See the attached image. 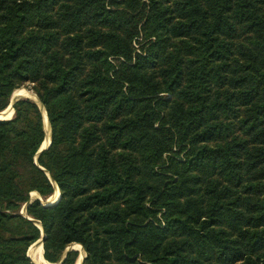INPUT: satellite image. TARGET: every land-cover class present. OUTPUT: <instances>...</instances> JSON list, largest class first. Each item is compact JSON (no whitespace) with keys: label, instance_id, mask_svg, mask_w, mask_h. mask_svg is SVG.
<instances>
[{"label":"trees","instance_id":"trees-1","mask_svg":"<svg viewBox=\"0 0 264 264\" xmlns=\"http://www.w3.org/2000/svg\"><path fill=\"white\" fill-rule=\"evenodd\" d=\"M28 85L52 144L0 120V264L29 218L51 264H264V0H0V112Z\"/></svg>","mask_w":264,"mask_h":264},{"label":"rangeland","instance_id":"rangeland-1","mask_svg":"<svg viewBox=\"0 0 264 264\" xmlns=\"http://www.w3.org/2000/svg\"><path fill=\"white\" fill-rule=\"evenodd\" d=\"M24 93V94H23ZM18 94V95H17ZM22 96V98L20 97V99H19V97L18 96ZM13 97H18L17 99H19V100H17V101H15L14 102V105H15V103H17L18 101H20V100H22V99H28V100H32V101H34V102H36L38 105H39V98H38V96H37V94L34 92V90L32 89V86H30V85H28V86H26V87H24V88H22V89H18V90H16L15 92H14V95H13ZM13 97H11V100H10V104H9V106L6 108V109H8V111H10V109H12L10 106H11V104H12V100H13ZM16 100V99H15ZM5 109V110H6ZM7 111V112H8ZM12 111H13V113H14V110L12 109ZM6 112V113H7ZM44 113V122H45V129H46V140H45V142H44V145H42V146H48V142L50 141V125H49V122H48V119H47V116H46V113H45V111L43 112ZM15 117V113L13 114V118ZM36 164H38V162L36 161ZM54 186H55V192H54V194L49 198V199H43L37 192H33V193H31V202H33V201H35V199H38L39 201H41V203L43 204V205H45V204H49V203H54V201L55 200H57V198H58V196H59V193H60V190H59V188H58V186L56 185V184H54ZM27 205V204H26ZM26 205L22 208V210H21V212H20V214L21 215H24L23 213H24V209H25V207H26ZM24 216H26V214L24 215ZM37 225V224H36ZM38 226V225H37ZM39 227V226H38ZM42 231V230H41ZM30 249V248H29ZM71 250V251H78V253H79V256H78V259H77V262H76V264H80V262L82 261L83 263L82 264H84V261H85V257H86V252L84 251V249H83V247L81 246V245H79V244H74V245H72V246H70V247H68L67 248V250ZM42 250H43V248H42ZM29 251V250H28ZM71 251H69V252H71ZM68 252V253H69ZM43 255H44V250H43ZM45 259V258H44ZM51 264V263H50Z\"/></svg>","mask_w":264,"mask_h":264},{"label":"water","instance_id":"water-1","mask_svg":"<svg viewBox=\"0 0 264 264\" xmlns=\"http://www.w3.org/2000/svg\"><path fill=\"white\" fill-rule=\"evenodd\" d=\"M14 95V94H13ZM13 97V96H12ZM19 97V99H20V97L22 98V96H18ZM18 97H13V100H12V104H11V108L14 110V113H15V109H14V102L15 101H17V100H19V99H17ZM16 99V100H15ZM40 102V101H39ZM39 106H40V108H41V111H42V113H43V111H45V113H46V116H47V119H48V115H47V111H46V109H45V107L43 106V104L40 102L39 103ZM9 109V108H8ZM8 109H6V110H4V111H2V112H0V120H3V121H8V120H12L13 118H11V119H5L4 117H5V113L8 111ZM43 115H44V113H43ZM48 122H49V119H48ZM45 123V122H44ZM49 125H50V123H49ZM46 130V129H45ZM51 144H52V130H51V126H50V141H49V144H48V146H46V147H44V146H42L41 147V149L39 150V152H38V154L36 155V161L38 160V158L40 157V155L44 152V151H46V150H48L49 149V147L51 146ZM43 145H44V143H43ZM41 169H43V168H41ZM44 170V169H43ZM61 193H59V196H58V198H57V200H55L54 201V203H49V204H45L44 206H46V207H54V206H56L59 202H60V200H61ZM36 200H38V199H35V201ZM32 204V202L30 201L27 205H26V207H25V209H24V215L26 214V216H27V207L29 206V205H31ZM29 218V217H28ZM30 220H32L35 224H37L38 226H39V228L42 230V236H41V239H39L37 242H35L31 247H30V249H29V251H28V257L31 259V261L34 263V264H38V262H36V261H38L37 260V257H36V254H37V249H38V246L39 245H42V247H43V249H44V241H45V239H46V235H45V233H44V231H43V227H42V225H41V223L39 222V221H36V220H33V219H31V218H29ZM69 251H71V250H66V252L64 253V256L62 257V259L60 260V262L59 263H57V264H63L64 263V261L66 260V257H67V254H68V252ZM85 258H87V255H86V257ZM83 262L81 261L80 262V264H82Z\"/></svg>","mask_w":264,"mask_h":264},{"label":"bare ground","instance_id":"bare-ground-1","mask_svg":"<svg viewBox=\"0 0 264 264\" xmlns=\"http://www.w3.org/2000/svg\"><path fill=\"white\" fill-rule=\"evenodd\" d=\"M24 94V93H23ZM18 95V94H17ZM20 96V95H19ZM44 112V111H43ZM13 111H12V109H10V111H8L7 113H5V119H11V118H13ZM48 144H49V142H48ZM44 147H46V146H44ZM42 245H39L38 246V249H37V254H36V257H37V260L38 261H36V262H38V264H50L49 262H47L45 259H44V255H43V250H42Z\"/></svg>","mask_w":264,"mask_h":264}]
</instances>
